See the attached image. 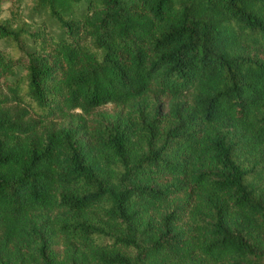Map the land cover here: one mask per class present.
Instances as JSON below:
<instances>
[{"label":"trees","instance_id":"trees-1","mask_svg":"<svg viewBox=\"0 0 264 264\" xmlns=\"http://www.w3.org/2000/svg\"><path fill=\"white\" fill-rule=\"evenodd\" d=\"M81 2L0 17V264H264V0Z\"/></svg>","mask_w":264,"mask_h":264},{"label":"rangeland","instance_id":"rangeland-1","mask_svg":"<svg viewBox=\"0 0 264 264\" xmlns=\"http://www.w3.org/2000/svg\"><path fill=\"white\" fill-rule=\"evenodd\" d=\"M84 0H82L83 6ZM33 0H0V17L13 16L15 19H24L30 22L33 26H37L42 16L33 11ZM48 25L51 23H47ZM48 27V26H47ZM3 46V42L0 43ZM114 112L110 104L103 105L94 111L95 116H103Z\"/></svg>","mask_w":264,"mask_h":264}]
</instances>
